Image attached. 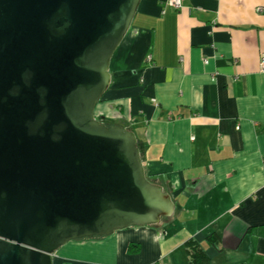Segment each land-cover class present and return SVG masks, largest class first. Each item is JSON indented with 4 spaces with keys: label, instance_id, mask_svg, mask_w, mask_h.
I'll return each mask as SVG.
<instances>
[{
    "label": "crops",
    "instance_id": "0c3cea01",
    "mask_svg": "<svg viewBox=\"0 0 264 264\" xmlns=\"http://www.w3.org/2000/svg\"><path fill=\"white\" fill-rule=\"evenodd\" d=\"M166 1L142 0L95 113L135 133L174 215L70 242L55 264H189V239L212 264H264V0Z\"/></svg>",
    "mask_w": 264,
    "mask_h": 264
},
{
    "label": "water",
    "instance_id": "95a60500",
    "mask_svg": "<svg viewBox=\"0 0 264 264\" xmlns=\"http://www.w3.org/2000/svg\"><path fill=\"white\" fill-rule=\"evenodd\" d=\"M142 0H0V264L173 217L135 133L95 113Z\"/></svg>",
    "mask_w": 264,
    "mask_h": 264
},
{
    "label": "trees",
    "instance_id": "16d2710c",
    "mask_svg": "<svg viewBox=\"0 0 264 264\" xmlns=\"http://www.w3.org/2000/svg\"><path fill=\"white\" fill-rule=\"evenodd\" d=\"M102 123L112 125L108 119L103 118ZM118 125V124H116ZM221 242V237L217 233H213L206 238V243L209 247L218 248ZM184 250L189 264H212L211 258L207 253L206 247L195 239H189L184 243ZM139 251V247L135 244H130L128 253L133 254Z\"/></svg>",
    "mask_w": 264,
    "mask_h": 264
},
{
    "label": "built area",
    "instance_id": "2783aa9c",
    "mask_svg": "<svg viewBox=\"0 0 264 264\" xmlns=\"http://www.w3.org/2000/svg\"><path fill=\"white\" fill-rule=\"evenodd\" d=\"M166 2H167L168 6L174 8L176 10H179L182 8V0H167ZM204 63H205V65H208L209 60L205 59ZM260 69H261V71L264 72V55L261 57Z\"/></svg>",
    "mask_w": 264,
    "mask_h": 264
},
{
    "label": "rangeland",
    "instance_id": "374dc122",
    "mask_svg": "<svg viewBox=\"0 0 264 264\" xmlns=\"http://www.w3.org/2000/svg\"><path fill=\"white\" fill-rule=\"evenodd\" d=\"M84 240H86V239H84ZM230 257H231L230 254L222 255L214 262V264H231V261H230L231 258ZM233 263H235V262H233ZM240 264H247V263L240 262Z\"/></svg>",
    "mask_w": 264,
    "mask_h": 264
}]
</instances>
